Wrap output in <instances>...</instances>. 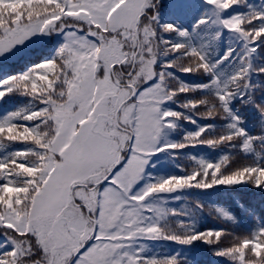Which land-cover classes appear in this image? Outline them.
I'll use <instances>...</instances> for the list:
<instances>
[{
	"label": "snow or ice",
	"instance_id": "1",
	"mask_svg": "<svg viewBox=\"0 0 264 264\" xmlns=\"http://www.w3.org/2000/svg\"><path fill=\"white\" fill-rule=\"evenodd\" d=\"M159 2L160 0H120L119 7L110 18L100 17L89 23L87 31L84 28L75 29L72 39L66 33V42L58 49L54 59L41 62L28 72L0 81V97L8 93L3 91V86L18 78L20 82L15 87L29 95L28 89L23 88V81L31 80L35 73H39L40 76H46L52 84L47 91L63 100L59 105L47 99L39 101L44 107L38 110L50 113L47 122L54 124L53 137L47 141L48 147L37 146L45 154L43 162L46 167L29 189L33 192V198L26 226L23 229L11 228L15 235L5 232L7 239L4 243L11 241L12 247L9 251L0 253V264H21L22 261L37 256V253L40 259L33 260L32 264H42V261L45 264H180L178 255L149 257L142 254V248L129 251L132 244L128 241L143 237H163L185 245L202 240L208 244L220 245L215 254L227 257L234 264H249V255L256 264H264V251L258 253L254 250L257 246L264 249V226L254 229L250 234L238 236L224 229L197 232L180 221L177 224L179 231L164 232L158 218L149 215L155 209L144 203L152 195L149 192L151 184L137 193L132 192L133 186L142 179L148 157L167 150L164 145L156 146L149 152L140 149L150 144L153 133L161 131V123L166 127L175 126L169 123L167 115L161 121L160 113L164 111L161 104L178 93L191 89L180 83L177 88L170 89V98L160 101L158 108L145 111L143 97L146 89H151L152 86L141 90L135 84H125L131 93L125 100L121 95L120 73L131 80L136 72V65L144 63L146 58L153 67L148 80L158 76L157 83H163L166 74L156 73L154 69L161 50L180 52L182 59L195 58V65L188 64L180 68L182 71L206 73L213 72L216 65L227 59L233 51L229 49L221 61L211 63L201 49L164 39L161 33H176L179 37H187L189 34L187 30L179 29L174 24L159 23V13L156 10ZM239 2L240 0H231V3L225 4L224 0H206V3L213 5L218 11L227 10ZM0 4L12 5L13 0H0ZM19 11V19H14L17 11L0 12V54L35 33L55 28L53 24H45L39 18L33 22L23 12V6ZM213 17L212 20L206 16L201 17L194 27L206 23L221 24L230 32L238 34L244 41L241 66L223 80L219 77L214 79L212 85L217 89L214 104L209 106L207 101L194 100L187 102L185 106L195 108L203 105L209 113L219 108L226 115L231 111L229 101L241 87L249 85L247 75L251 69L250 54L259 47L256 41L264 37V23L258 27L251 25L253 20L264 19V13H254L247 21L242 14L221 18L213 13ZM62 29L63 26L57 30ZM117 47L119 56L115 55ZM97 48L100 50L99 54ZM53 65L54 70L48 72L47 68ZM164 66L176 65L174 61H167ZM126 68L129 69L128 72H124ZM257 71L264 72V68ZM37 84L39 85V81ZM38 95L39 87L30 97ZM212 116L215 115L208 114L204 117ZM239 120V117L233 116L226 128L228 131L219 139L223 142L227 137L230 147H235L236 144L229 142H233V138L238 139L241 151L254 152V140L259 138L248 136L239 127ZM40 121L35 125L37 129L45 119L41 117ZM203 128L206 131L208 126ZM249 142L252 150L246 146ZM229 164L230 159L223 168H227ZM218 167L217 162L211 163L209 172L214 173L211 181L207 174L201 179L200 173L196 172L190 183L173 191L184 187L207 189L216 185L242 183H251L255 187L264 186V166L258 160L225 174H222L223 169L216 171ZM0 180L3 181L0 185L7 182L2 176ZM145 192H149V195L145 196ZM217 211L228 219H234L223 209ZM171 214L175 215V210ZM154 219L157 220L154 232L145 234L147 227L151 226L147 222ZM0 227L7 229L9 226L0 224ZM134 229L138 230L135 237L131 235ZM225 240H228L227 244Z\"/></svg>",
	"mask_w": 264,
	"mask_h": 264
},
{
	"label": "trees",
	"instance_id": "2",
	"mask_svg": "<svg viewBox=\"0 0 264 264\" xmlns=\"http://www.w3.org/2000/svg\"><path fill=\"white\" fill-rule=\"evenodd\" d=\"M60 0H13L12 5L0 4V8L12 10L14 7L24 6L32 8L33 4H59ZM225 4L231 0H224ZM164 11V12H163ZM159 14L160 24H174L179 29L187 30V37H179L176 33H161L164 39L173 43L180 42L201 49L211 63L221 61L229 49H233L227 59L222 60L213 69V72H184L174 67H165V74L171 89L177 88L182 83L191 90L178 93L172 101L167 102L166 110L161 114L167 115L175 125V129L169 136V140L161 136L162 145H166L169 155L163 153L165 158L150 159L142 175L143 186H173L187 185L192 181V176L200 173L202 179L205 174L208 180H212L214 173L209 172L212 162H217L219 167L216 171L222 174L229 173L233 169L231 165L242 167L245 164L258 160L264 166V80H259L260 85L254 84V88L241 87L239 92L229 101L230 114H224L219 108L217 116L204 117L198 114L197 107L185 106L187 102L198 98H206L208 105L215 103L216 88L212 82L216 77L221 80L233 74L240 66V57L243 52L236 47L228 38L227 33L221 32L219 26L214 23L200 24L194 27L201 17L206 16L209 20L210 6L206 0H194L179 5L173 9L171 6ZM227 15H244L245 21L254 13H264V0H240L238 4L227 9ZM264 23V19L252 21V27H258ZM248 27L247 24H245ZM159 31V28H157ZM264 45V37L260 38ZM62 42L55 43L52 52L42 55V50L19 59L20 63L0 68V81L10 76H16L30 71L35 65L41 62L54 59ZM163 53L165 52L162 50ZM166 56V59L164 57ZM167 61H181L195 65V58L187 60L181 58L180 52L167 51L160 57V64L165 65ZM10 64V63H9ZM55 66L47 68L52 72ZM39 81V85L37 84ZM17 81L6 83L3 91L8 92L0 97V176L7 181L0 185V200L10 198L12 205L21 210L31 191L34 177L37 176L44 153L40 152L37 146L47 147V138L44 125L48 113L38 110L44 107L39 101L44 99L41 96L30 97L22 93ZM23 86L28 91H47L51 83L46 76L35 73L33 79L23 81ZM43 86H46L43 87ZM10 89H12L10 91ZM2 90V88H0ZM240 93H243L241 95ZM170 110V111H168ZM213 111V110H212ZM179 114V117H177ZM240 118L239 127H242L248 136L259 139L254 140V152L241 151L238 139L233 138L235 147H230L227 137L223 142L220 136L228 131L227 126L232 122V117ZM43 117L45 122L37 129L36 124L40 123ZM28 124L29 126H25ZM204 126H208L206 131ZM203 133V134H201ZM211 144V146L209 145ZM188 145V146H185ZM252 150L250 142L246 144ZM225 155H228L225 158ZM231 160L227 168L223 165ZM28 165V166H26ZM29 178V179H26ZM0 183H3L0 180ZM247 188L236 185H219L215 189H201L199 187H188L178 194L170 197H163L160 202L161 209L167 213L160 225L164 232L171 233L179 231L177 224L180 221L190 225L194 231L203 232L207 229H224L226 232L238 236L250 234L254 229L264 226V186L255 187L251 183H243ZM149 192L144 195L148 196ZM250 192V193H249ZM150 198H146L145 204L150 206ZM156 210V208H154ZM217 209H223L234 219L226 218ZM176 214L172 215L171 211ZM155 224L152 226L155 229ZM133 235V234H132ZM135 237V235H134ZM223 239V238H222ZM5 238L0 235V253L9 251L11 246L4 243ZM132 251L143 249V255L149 257H170L178 255L180 264H234L215 254L220 245L208 244L202 240L193 241L185 245L171 239L159 238L148 240L137 238L130 241ZM225 244L227 241L225 240ZM258 253L264 251L259 246L255 249Z\"/></svg>",
	"mask_w": 264,
	"mask_h": 264
},
{
	"label": "rangeland",
	"instance_id": "3",
	"mask_svg": "<svg viewBox=\"0 0 264 264\" xmlns=\"http://www.w3.org/2000/svg\"><path fill=\"white\" fill-rule=\"evenodd\" d=\"M189 1L190 0H160L159 6L156 10L160 14L164 9L169 8L170 6L173 9H175V7H178L179 4L187 3ZM119 5H120V0H60L59 4H55V5L36 3L33 4L32 8H26L23 6V12L26 13L33 22H36L37 18H39V20L43 21V23L45 24H53L55 28L46 30L45 32L35 33L32 36L26 38L22 43L15 45L12 49L7 50L4 53L0 54V67H5L7 64L16 61L19 57H28L35 53L33 52L34 50L40 49L42 47H47L51 45L53 42L57 41L58 39L62 41V43L64 44L66 42V33L69 35V39H72L75 35V29L84 28L85 31H87L89 23L95 22L100 17L110 18L112 16L113 11L117 7H119ZM209 6H210V15L212 18H214L213 13H216L221 18L231 17L227 15L228 11L226 10L218 11L214 8L213 5L209 4ZM21 7L22 6H18V7L16 6L12 10H7L6 8H0V12L17 11V16L14 17V19H19V15L21 14L19 10L21 9ZM217 25L220 27V29H222V31L227 29L223 27L221 24H217ZM62 26L64 27V29L57 30ZM227 35L231 40V42H233L235 46H240V48L243 51L244 41L241 38H239L238 34L234 32H230L228 30ZM256 43L259 44V47L256 49L255 52L250 54V63L253 66H251V69L248 72L249 76L247 77V79H249L250 84H252L254 79H258L255 80L254 84L260 85L258 82L259 80H264V72L257 71V69L264 68V45L261 39L256 41ZM96 51L99 54L100 51L99 48H97ZM119 54H120L119 48L117 47L115 50V55L119 56ZM164 54L165 52L163 53V51L161 50V54L158 55L157 57V60L154 65V69L156 73H160V72L166 73L164 70V65L160 64V57H163ZM164 59H166V56L164 57ZM174 63L176 66L173 67L180 71H182L180 68L187 66L189 64L181 61H175ZM128 71L129 69L127 68L124 69V72H128ZM152 72H153L152 64L148 61V59L145 58L144 63H139L136 65V72L132 75L131 80H129L128 78H124L122 75L123 73L122 74L120 73V76L122 77L120 89L123 99H126L127 96H130V92L128 91V88L125 87V84H128L129 86L135 84V86L140 87L141 90L149 86H152L151 89H146V94L143 97V108L145 111H152L154 108H158L160 101L170 98L171 85L168 82V79L165 77L163 83H157L158 76L153 77L151 80H148L151 78ZM145 80L148 81L144 83ZM254 87L255 85H249L248 88L252 89ZM23 88L25 87L23 86ZM19 89L22 90L21 88ZM29 92L34 95L37 91L32 90ZM38 96H41L42 98L47 100H51L57 105L63 103V100L59 96H52L48 91L41 90L40 95ZM172 99L173 98L169 100ZM202 100L207 101L206 98H198L195 101H202ZM197 109L199 110L198 114L200 116H206L208 114H212L215 116L218 115L217 109H214L211 113H209L208 109H206L203 105L198 106ZM163 110H166L165 105L163 107ZM48 116H50V113L48 114ZM160 118L162 121L163 115L161 113H160ZM168 119L170 120V118ZM159 127L161 131L158 134L153 133L152 141L150 142V144L147 145L145 148L140 149V151L149 152L154 150L156 146L159 147L161 144L160 139L162 135L163 138H165L164 136H166V138L169 140L170 138L169 136L172 134L174 127H166L164 123H161ZM53 129H54L53 123L48 122L45 125L44 131L48 139H51L53 137ZM124 147H126V145H124ZM158 152H156L153 155H150L148 159L157 155ZM146 166L147 164L145 165V168ZM45 167L46 165L43 162V167L40 171V174ZM230 168L235 169L238 168V166L231 165ZM32 183L33 184L35 183L34 179ZM33 184L31 185V187L33 186ZM235 185L236 186L240 185V187L247 188V186L244 185L243 183L235 184ZM183 186L184 185L156 186L152 188L150 190V192L152 193L150 198V206L157 209L160 206V204H156V202L157 203L160 202V200L163 197L167 196L171 198L173 195L178 194L182 189L176 191L173 190L177 187H183ZM218 186L219 185H216L207 189H215ZM144 187L145 186H143L141 179L133 186L132 192L137 193ZM184 189L187 190L188 187L187 188L184 187L183 190ZM32 198H33V192L29 194L21 210L16 209L12 205V201L9 197L0 200V224H7L9 226L7 229H5L4 227H0V235L3 236L5 240L7 239V237L5 236L6 231H8L10 235H15L14 233L11 232V228L17 227L23 229L26 226L27 221L29 220L31 215L30 201L32 200ZM149 215H152L154 218H158V222H161V219L165 216L163 211L160 210L153 211L152 213H149ZM155 222H157V220L155 219L153 221L147 222V224L151 226L147 227V232L145 234L154 232L155 229L152 226H154L153 224ZM137 231H138L137 229H134L131 235L132 234L136 235ZM230 238L231 237H229V239ZM17 240H19V238H17ZM226 241L228 242V240ZM8 244L12 247L11 241H9ZM33 246L35 247V242H33ZM129 251H132V249L130 248ZM223 258H225L230 262H233L227 257L223 256ZM35 259H40L39 253H37V256L22 261L21 264H32V261ZM42 264H45V262L42 261ZM249 264H256L255 260L251 257V255H249Z\"/></svg>",
	"mask_w": 264,
	"mask_h": 264
}]
</instances>
